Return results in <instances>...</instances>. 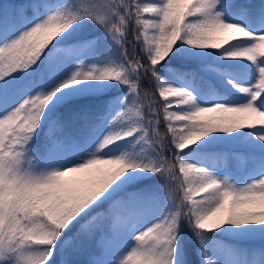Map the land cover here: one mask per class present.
<instances>
[{
	"label": "snow or ice",
	"instance_id": "6c2138e0",
	"mask_svg": "<svg viewBox=\"0 0 264 264\" xmlns=\"http://www.w3.org/2000/svg\"><path fill=\"white\" fill-rule=\"evenodd\" d=\"M0 264H264V0L0 4Z\"/></svg>",
	"mask_w": 264,
	"mask_h": 264
},
{
	"label": "trees",
	"instance_id": "16d2710c",
	"mask_svg": "<svg viewBox=\"0 0 264 264\" xmlns=\"http://www.w3.org/2000/svg\"><path fill=\"white\" fill-rule=\"evenodd\" d=\"M19 2H21V0H0V4H3V3H5V4H13V3H19ZM253 2L254 3H258L259 2V0H253ZM84 35H88L87 33H85ZM129 40H131V36H129ZM221 147H225V146H221ZM230 171H232L234 174H235V166H233L231 169H230ZM75 259H77V260H84V259H86L87 257H86V254H82V255H79V256H76V257H74Z\"/></svg>",
	"mask_w": 264,
	"mask_h": 264
},
{
	"label": "rangeland",
	"instance_id": "374dc122",
	"mask_svg": "<svg viewBox=\"0 0 264 264\" xmlns=\"http://www.w3.org/2000/svg\"><path fill=\"white\" fill-rule=\"evenodd\" d=\"M256 243L259 244V241H257Z\"/></svg>",
	"mask_w": 264,
	"mask_h": 264
}]
</instances>
